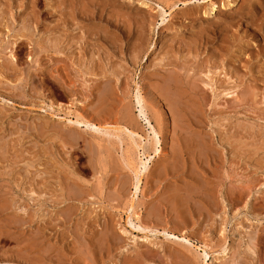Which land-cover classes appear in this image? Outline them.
I'll return each mask as SVG.
<instances>
[{"label": "rangeland", "instance_id": "obj_1", "mask_svg": "<svg viewBox=\"0 0 264 264\" xmlns=\"http://www.w3.org/2000/svg\"><path fill=\"white\" fill-rule=\"evenodd\" d=\"M189 1L0 0V264H264V0ZM136 85L157 153L143 117L76 125L126 126Z\"/></svg>", "mask_w": 264, "mask_h": 264}, {"label": "bare ground", "instance_id": "obj_2", "mask_svg": "<svg viewBox=\"0 0 264 264\" xmlns=\"http://www.w3.org/2000/svg\"><path fill=\"white\" fill-rule=\"evenodd\" d=\"M60 1V0H59ZM189 1V0H188ZM211 1V5H210V8H209V11H211V12H215L216 10H217V8L218 7H220V6H216V1H214V0H210ZM235 0H228L227 1V4H225L224 5V1H223V7H225V8H230V7H232L233 6V2H234ZM247 0H242V3H245ZM253 1V0H252ZM44 2V1H43ZM52 2V1H51ZM184 2V1H183ZM182 2V3H183ZM190 2V1H189ZM226 2V1H225ZM47 3V2H46ZM58 2H56V4H57ZM63 3H64V1H63ZM187 3L188 2H184V6L185 5H187ZM210 3V2H209ZM220 3V2H219ZM233 3V4H232ZM236 3H238V2H236ZM239 3H241V0L239 1ZM241 3V4H242ZM36 4V3H35ZM52 5V4H51ZM236 5V4H235ZM44 6V5H43ZM176 6V5H175ZM222 6V5H221ZM239 6H240V4H239ZM53 7V6H52ZM60 7V6H59ZM68 7V6H67ZM56 8V7H55ZM173 8V7H172ZM244 8H247V10L248 11H246V13H239V12H236V13H238V21H241L242 23H246V25L248 26L249 24L251 25V23H252V21H253V17L258 13V10H259V8L256 6V5H254L252 2H250V0H248L247 1V4H246V6H244ZM261 8V7H260ZM54 9V8H53ZM56 9H58V6H57V8ZM263 9V8H262ZM208 10V9H207ZM229 10V9H228ZM244 10V9H243ZM223 11V10H222ZM234 11V10H233ZM242 11V10H241ZM211 12H209V13H211ZM28 14H31V13H28ZM33 14V13H32ZM259 14H260V12H259ZM62 15V14H61ZM204 15V14H203ZM214 14H212V16H213ZM231 15V14H230ZM29 16V15H28ZM209 16V15H208ZM226 16V15H225ZM161 17H163V16H161ZM262 17H263V15H262ZM67 18V17H66ZM236 19V20H237ZM256 19V18H255ZM255 19H254V21H255ZM262 20H263V18H261ZM55 20H57V19H55ZM215 20V19H214ZM261 20V21H262ZM37 21V20H36ZM72 21V20H71ZM217 21V20H216ZM254 21H253V23H254ZM162 22H164V17L162 18ZM218 22V21H217ZM216 22V23H217ZM225 22V21H224ZM222 23L223 25L224 24H226V23ZM230 22V21H229ZM55 23V22H54ZM212 23V22H211ZM211 23H210V25H211ZM215 23V24H216ZM237 23V22H236ZM73 24V23H72ZM228 24V23H227ZM230 24V23H229ZM239 24V23H238ZM243 24V25H244ZM54 25H56V24H54ZM201 25V24H200ZM219 25V24H218ZM236 25V24H235ZM256 25V24H255ZM75 26V25H74ZM217 26V25H216ZM224 26H226V25H224ZM67 27V26H66ZM207 27V26H206ZM231 27V26H230ZM255 27V26H254ZM200 28V27H199ZM208 28V27H207ZM210 28V27H209ZM209 28H208V30H209ZM212 28V27H211ZM210 28V29H211ZM215 28V27H214ZM214 28H213V30H214ZM217 28H219V27H217ZM216 28V29H217ZM226 28V27H225ZM240 28V27H239ZM249 28V27H248ZM48 29V28H47ZM215 29V30H216ZM220 29V28H219ZM227 29L229 30V28H228V25H227ZM227 29H225V30H227ZM250 29L252 30V28L250 27ZM263 29V28H262ZM81 30V29H80ZM222 30H223V28H222ZM225 30H223V31H225ZM236 30V29H235ZM207 31V30H206ZM230 31V30H229ZM253 31V30H252ZM259 31V30H258ZM262 31V30H261ZM202 32V31H201ZM218 32H220V31H217L216 33H218ZM231 32V31H230ZM64 33V32H63ZM194 33V32H193ZM202 33H205V32H202ZM227 33V32H226ZM234 33H236V31L234 32ZM233 33V34H234ZM244 33V32H243ZM258 33V32H257ZM58 34V33H57ZM206 34V33H205ZM232 34V33H231ZM261 34V33H260ZM259 34V35H260ZM61 34H59V36H60ZM253 35L255 36V34L253 33ZM257 35V34H256ZM221 36V35H220ZM223 36H224V34H223ZM232 36V35H231ZM230 36V37H231ZM235 36V35H234ZM238 36V35H237ZM264 36V35H263ZM63 37V36H62ZM68 37V36H67ZM204 37V36H203ZM207 37H209V36H207ZM207 37H205V38H207ZM211 37V36H210ZM228 37V36H227ZM248 37V36H247ZM251 37H252V34H251ZM260 37V36H259ZM70 38V37H69ZM190 38H192V37H190ZM189 38V39H190ZM194 38V37H193ZM236 38V37H235ZM239 38H242V36L240 37L239 36ZM246 38V37H245ZM256 38V37H255ZM255 38H254V40H255ZM261 38H264V37H261ZM68 39V38H67ZM73 39V38H72ZM257 39H258V37H257ZM192 40H194V39H192ZM206 40H208V39H206ZM213 40V39H212ZM264 40V39H263ZM196 41V40H195ZM224 41V40H223ZM257 41V44L261 41V39H259V40H256ZM65 42V41H64ZM78 42V41H77ZM199 42H201L200 40H199ZM198 42V43H199ZM206 42V41H205ZM227 42V41H226ZM56 43V42H55ZM81 43V42H80ZM188 43V42H187ZM210 43V42H209ZM225 43V42H224ZM193 44V43H192ZM205 44H207V43H205ZM217 44V43H216ZM220 44V43H219ZM221 44H223V43H221ZM252 44V43H251ZM191 45V44H190ZM225 45V44H224ZM241 45V44H240ZM261 45V44H260ZM56 46V45H55ZM70 46V45H69ZM199 46V45H198ZM264 46V45H263ZM263 46L261 45L260 47L261 48H263ZM221 47V46H220ZM246 48V47H245ZM259 48V47H258ZM71 49V48H70ZM213 49V48H212ZM227 49V48H226ZM225 49V50H226ZM260 49V48H259ZM59 50V49H58ZM78 50V49H77ZM194 50V49H193ZM235 50V49H234ZM250 50H252V49H250ZM64 51V50H63ZM203 51V50H202ZM247 51H249V49L247 50ZM261 51V50H260ZM58 52V51H57ZM83 52V51H82ZM193 52V51H192ZM234 52V51H233ZM236 52V51H235ZM243 53H244V51H242ZM251 52V51H250ZM264 52V51H263ZM31 53V52H30ZM251 53H255L254 51L253 52H251ZM251 53L249 54V55H251ZM71 54V53H70ZM189 54V53H188ZM241 54V53H240ZM245 54H246V52H245ZM261 54V53H260ZM82 55V54H81ZM256 55V53L254 54V56ZM264 55V54H263ZM212 56H214L213 54H212ZM253 56V54H252V57H254ZM79 57H80V54H79ZM69 58V57H68ZM83 58H85V57H83ZM256 58V57H255ZM63 59V58H62ZM228 59V58H227ZM251 59V58H250ZM249 59V60H250ZM82 60V59H81ZM237 60V59H236ZM62 61V60H61ZM253 61V60H252ZM77 63H80V60H79V62H77ZM248 63V62H247ZM221 64V63H220ZM228 64V63H227ZM1 65H2V63H1ZM77 65V64H76ZM82 66V65H81ZM221 66V65H220ZM229 66V65H228ZM2 68H4V67H8V66H1ZM4 69V70H6L7 71V69ZM183 68H184V66H183ZM230 69V68H229ZM1 71V70H0ZM10 72V71H9ZM181 72V71H180ZM4 73V72H3ZM6 73V72H5ZM4 73V74H5ZM8 73V72H7ZM9 74H11V73H9ZM48 74V73H47ZM14 75V74H13ZM189 76V75H188ZM187 76V77H188ZM16 77V76H15ZM169 78V77H168ZM197 79V78H196ZM15 80V79H14ZM173 80V79H172ZM176 80V79H175ZM198 80V79H197ZM177 81H179V80H177ZM189 81V80H188ZM187 81V82H188ZM197 82V81H196ZM204 83V82H203ZM198 84V83H197ZM208 84V83H207ZM206 84V85H207ZM210 84V83H209ZM166 85V84H165ZM192 86V85H191ZM212 86V85H211ZM171 88V87H170ZM189 88V87H188ZM191 88V87H190ZM198 88H199V92L201 93V92H203V89H201L200 90V86L198 85ZM164 89H165V87H164ZM229 89V88H228ZM231 89V88H230ZM229 89V90H230ZM106 90V89H105ZM182 90V89H181ZM191 90V89H190ZM223 91V90H222ZM224 91H226L225 89H224ZM166 92V91H165ZM196 92V91H195ZM171 94V93H170ZM142 94L140 93V88H139V86L138 85H136V89H135V93H134V95H133V105L135 106V107H138V114L137 115H135V114H133V115H128V120H127V122H126V126H123V125H115V123L114 124H109V126L107 125V124H104V125H102V124H100V121H98V123H93V122H91V120L90 119H86V118H84L83 116H81V115H75V123H76V125H84L85 127H96V126H98L96 129H100V128H104V129H106V130H110V129H113L112 131H114V130H116V131H120V129L122 130V128H123V130H126V131H128V132H130L131 134H135V132L132 130V128H133V126H135V124H136V119L137 118H144L145 119V121L147 122V124L150 126V129H151V132H152V134H153V137H152V149L154 150V152H158V139L156 138L157 137V132H156V130H155V128H154V126L153 125H151V122H150V120L146 117V115H145V110H146V108H145V110H144V106H143V101L145 100H143V97L141 96ZM183 95V94H182ZM192 96H193V94H191ZM206 95V94H205ZM184 96V95H183ZM195 96H196V93H195ZM194 97V96H193ZM196 98V97H195ZM193 100V102H194V99H192ZM199 101V100H198ZM203 101V100H202ZM97 104V103H96ZM103 104V103H102ZM198 104H200L199 102H198ZM52 105V104H51ZM196 105H197V103H196ZM100 106V105H99ZM200 107V106H199ZM198 107V108H199ZM197 108V107H196ZM61 110V109H60ZM70 110H72V109H70ZM102 112H103V110H102ZM155 112V111H154ZM196 112V111H195ZM108 113H110V112H108ZM106 114V113H105ZM147 114V113H146ZM194 114H196V113H194ZM69 115V114H68ZM90 116V115H89ZM107 116H108V114H107ZM96 118V117H95ZM103 118H104V116H103ZM106 118H108V117H106ZM151 119H152V117H151ZM155 119V118H154ZM153 119V120H154ZM159 119V118H158ZM157 119V120H158ZM108 120V119H107ZM109 120H110V118H109ZM123 120V119H122ZM156 120V121H157ZM104 121V120H103ZM138 122V121H137ZM102 123V122H101ZM113 123V122H112ZM157 123V122H156ZM159 123V122H158ZM157 123V124H158ZM46 124V123H45ZM51 126V125H50ZM160 126V125H159ZM131 128V129H130ZM135 129V128H134ZM48 130V129H47ZM138 131V130H137ZM136 131V132H137ZM108 133V132H107ZM111 134V133H110ZM115 134V133H114ZM116 135H118V134H116ZM75 136H77V135H75ZM113 136V135H112ZM52 137V136H51ZM118 137H120V135H118ZM122 137V136H121ZM72 138H74V137H72ZM130 139V138H129ZM187 139V138H186ZM69 140V139H68ZM139 140V139H138ZM150 140V141H151ZM189 140V139H188ZM48 141V140H47ZM193 141V140H192ZM78 142V141H77ZM132 143H133V141H132ZM151 143V142H150ZM179 144V143H178ZM195 144V143H194ZM189 145V144H188ZM193 145V144H192ZM199 145V144H198ZM134 146L135 147H137V148H140V147H144L143 145H142V142L141 141H134ZM130 147V146H129ZM149 147H151V146H149ZM148 147V148H149ZM128 149V148H127ZM134 149V148H133ZM197 149H199V148H197ZM129 151V150H128ZM128 151H125V152H128ZM133 151H135V150H133ZM176 151V150H175ZM143 152V151H142ZM101 153V152H100ZM145 153H146V151H145ZM144 152H143V154H145ZM177 153V152H176ZM45 154H47V153H45ZM149 154V153H148ZM182 154V153H181ZM204 155V154H203ZM175 156V155H174ZM177 156V155H176ZM180 156V155H179ZM51 157V156H50ZM49 157V158H50ZM102 157V156H101ZM135 158V157H134ZM146 158H148L147 156H146ZM177 158H179L178 156H177ZM173 159H175V158H173ZM99 160V159H98ZM135 160V159H134ZM180 160V159H179ZM16 161V160H15ZM49 161V160H48ZM139 161V160H138ZM125 165L129 168V169H131L132 171H133V173H134V175H135V178H136V181H135V187H134V189H135V192H134V194H136L137 193V190L139 189L138 188V184H139V182H140V177H141V175H143V173H144V171H145V167H146V164H147V161H145V162H142L141 161V159H140V161H139V163H140V165H142V167H140L139 166V164L137 165L136 163H135V161H132L129 157H127V158H125ZM48 163V162H47ZM46 163V164H47ZM44 165V166H46L47 168H48V164L47 165ZM55 164V163H54ZM177 164V163H176ZM99 165V164H98ZM30 166H32V165H30ZM28 168V167H27ZM63 169V168H62ZM62 169H61V171H62ZM99 169V168H98ZM27 170V169H26ZM46 170V169H45ZM44 170V171H45ZM103 170V169H102ZM99 171V170H98ZM130 171V170H129ZM27 172V171H26ZM46 172V171H45ZM44 172V173H45ZM49 172V171H48ZM52 172H54V171H52ZM100 172V171H99ZM70 173V172H69ZM30 174V173H29ZM49 174V173H48ZM54 174V173H53ZM15 175V174H14ZM47 175V174H46ZM50 175H52V174H50ZM68 176H69V174H67ZM58 176V175H57ZM62 176V175H61ZM18 177V176H17ZM55 177V176H54ZM18 179V178H17ZM62 179V178H61ZM63 179H64V177H63ZM49 180H51V179H49ZM54 180V179H53ZM67 179H65L64 181H66ZM200 180V179H199ZM42 181H44L43 179H42ZM68 181V180H67ZM47 182V181H46ZM69 182L70 181H68V184H69ZM182 182H183V180H182ZM39 183V182H38ZM62 183V182H61ZM66 183V182H65ZM85 183H86V181H85ZM34 184V183H33ZM126 184V183H125ZM134 184V183H133ZM140 185V184H139ZM40 186V185H39ZM44 186V185H43ZM47 186V185H46ZM81 187V186H80ZM44 188L46 189V187L44 186ZM183 187H181L179 190H181V191H186L187 189L186 188H184V190L182 189ZM208 188V187H207ZM74 189H76L75 187H74ZM87 189V188H86ZM176 191V190H175ZM55 192V191H54ZM231 192V191H230ZM68 193H70V192H68ZM74 193L75 194H77L76 196H78V194L79 193H76V191H74ZM87 193V192H86ZM42 194V193H41ZM211 194V193H210ZM173 195V194H172ZM175 195V194H174ZM211 195H213V193L211 194ZM79 196H80V194H79ZM83 196V195H82ZM134 196V195H133ZM136 196V195H135ZM167 196V195H166ZM169 196V195H168ZM181 196V195H180ZM185 196V195H184ZM183 196V197H184ZM189 196V195H188ZM179 197V196H178ZM182 197V198H183ZM186 197V196H185ZM184 197V198H185ZM210 197V196H209ZM133 198V197H132ZM173 198V197H172ZM184 198L183 199H181V200H184ZM214 198V197H213ZM70 199V198H69ZM176 199V198H175ZM173 200V201H177V200ZM178 199V198H177ZM179 199V200H180ZM189 199V198H188ZM59 200V199H58ZM165 200V199H164ZM180 200V201H181ZM71 201V200H70ZM73 201V200H72ZM182 202V201H181ZM211 202H213V201H211ZM176 203H178V202H176ZM185 203V201L183 202V204ZM214 203H215V201H214ZM179 204V203H178ZM177 204V205H178ZM182 204V203H181ZM180 204V205H181ZM176 205V206H177ZM179 205V206H180ZM130 208H131V210H130ZM136 208V207H135ZM185 208V207H184ZM203 208H204V206H203ZM129 209V210H128ZM127 210L129 211L128 212V215L126 216V220H127V224L128 225H130L131 227H133V228H136L137 230H141V231H145V229L146 228H148L149 226L148 225H145V224H143L142 223V221L140 220V215L139 214H137V213H135L134 212V210H133V201H131V204L129 205V208H128ZM178 209V208H177ZM132 210H133V212H132ZM182 210V209H181ZM183 211V210H182ZM179 212V211H178ZM151 217V216H150ZM134 219L138 222V224L139 225H137V226H134L133 224H132V220L134 221ZM149 219H152V218H149ZM126 220H125V222H126ZM145 220V219H144ZM151 221V220H150ZM113 226V225H112ZM150 226H151V224H150ZM157 226V225H156ZM114 228V227H113ZM112 228V229H113ZM85 229V228H84ZM115 229V228H114ZM152 229V228H151ZM88 230V229H87ZM150 230V229H149ZM156 230V229H155ZM166 230H168L167 228H166ZM85 231V230H84ZM117 231V230H116ZM123 231V230H122ZM164 231V230H163ZM111 232L113 233V231L111 230ZM115 232V231H114ZM154 232V231H153ZM112 233L110 234V235H112ZM164 233V232H163ZM171 233V232H170ZM115 234H116V232H115ZM98 235V234H97ZM172 235V234H171ZM76 236V235H75ZM95 236V235H94ZM114 236H116V235H114ZM184 236V235H183ZM186 236V235H185ZM108 237V235H106V238ZM111 237V236H110ZM188 237V236H187ZM89 238H90V236H89ZM100 239L102 238V237H99ZM116 238V240H117V242H118V237H115ZM182 238V237H181ZM110 239V238H109ZM112 239V238H111ZM146 239V238H145ZM148 239V238H147ZM146 239V240H147ZM183 239V238H182ZM105 240V239H104ZM108 240V239H107ZM113 240L115 241V239H114V237H113ZM187 240V239H186ZM101 241V240H100ZM100 241H98L99 243H100ZM103 241V240H102ZM101 241V242H102ZM150 244L152 243L151 242V240H149L148 241ZM197 242V241H196ZM112 243H113V241H112ZM199 243V242H198ZM103 244V243H102ZM106 244H107V246H108V243L106 242ZM203 244V243H202ZM104 245V244H103ZM110 245H112V244H110L109 243V246ZM99 246V245H98ZM102 246V245H101ZM202 246H204V245H202ZM103 247V246H102ZM104 247H105V245H104ZM200 247V246H199ZM112 248V247H111ZM207 248V247H206ZM172 249V248H171ZM203 249H205V246H204V248ZM118 250H119V248H118ZM147 250L148 249H146V253H147ZM150 250V249H149ZM151 251V250H150ZM149 251V252H150ZM141 252H142V254H141ZM177 252V251H176ZM207 252V251H206ZM144 253H145V251H144ZM143 253V251H140V256H142L143 257V255H145ZM170 253V252H169ZM174 254V253H173ZM179 254V253H178ZM204 254H205V256L207 255V253H205L204 252ZM125 255V254H124ZM135 255H137V253L135 254ZM142 257H141V259H142ZM132 258V257H131ZM135 258V257H134ZM144 258V257H143ZM40 259V258H39ZM42 259V258H41ZM40 259V260H41ZM72 259V258H71ZM84 259V258H83ZM126 259H128V258H126ZM135 259H137V257L135 258ZM139 259V258H138ZM40 260H37V261H40ZM43 260V259H42ZM68 260H70V259H68ZM67 260V261H68ZM75 260H76V258H75ZM72 260H70V262H71ZM132 261H135L134 259H132ZM137 261V260H136ZM45 262V261H44ZM69 262V261H68ZM73 262H74V260H73ZM72 262V263H73ZM32 263V262H31ZM43 263V262H42ZM46 263V262H45ZM71 263V264H72ZM75 263V262H74ZM73 263V264H74ZM79 263V262H78ZM77 263V264H78ZM33 264H36V262H34ZM37 264H39V263H37ZM48 264V263H47ZM51 264V263H50ZM59 264V263H58ZM62 264V263H61ZM83 264H84V262H83ZM86 264V263H85ZM125 264V263H124ZM129 264V263H128Z\"/></svg>", "mask_w": 264, "mask_h": 264}]
</instances>
